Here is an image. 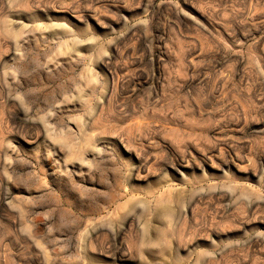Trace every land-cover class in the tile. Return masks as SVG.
Instances as JSON below:
<instances>
[{"label": "rangeland", "instance_id": "1", "mask_svg": "<svg viewBox=\"0 0 264 264\" xmlns=\"http://www.w3.org/2000/svg\"><path fill=\"white\" fill-rule=\"evenodd\" d=\"M0 264H264V0H0Z\"/></svg>", "mask_w": 264, "mask_h": 264}]
</instances>
